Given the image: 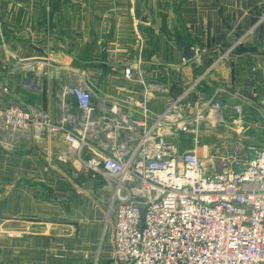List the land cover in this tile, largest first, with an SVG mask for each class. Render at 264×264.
I'll return each instance as SVG.
<instances>
[{"label": "crops", "instance_id": "0c3cea01", "mask_svg": "<svg viewBox=\"0 0 264 264\" xmlns=\"http://www.w3.org/2000/svg\"><path fill=\"white\" fill-rule=\"evenodd\" d=\"M79 86L93 95L89 114L71 92ZM186 92L193 106L182 115L218 128L203 156L264 148V0H0V107L63 128L0 127V264H127L113 260L106 226L112 184L87 162L123 121L149 123ZM117 132L129 149L141 131ZM179 140L193 149L190 136Z\"/></svg>", "mask_w": 264, "mask_h": 264}, {"label": "built area", "instance_id": "2783aa9c", "mask_svg": "<svg viewBox=\"0 0 264 264\" xmlns=\"http://www.w3.org/2000/svg\"><path fill=\"white\" fill-rule=\"evenodd\" d=\"M133 70L125 68L128 80ZM3 91L8 93V87ZM71 92L79 109L89 114L92 93L80 86ZM186 95L149 123L123 121L109 134V149H97L87 162L112 184L106 218V226L113 225L112 258L127 264H263L264 148L249 147L250 156L244 159L218 154L222 170L214 160L205 161L200 152L201 118H185L181 112L193 106L184 103ZM259 106L264 113V95ZM167 124L175 126L172 134L164 131ZM0 127L8 134L30 127L38 134L63 129L47 114L20 105L0 107ZM120 129L141 131L129 149L119 140ZM191 129L193 149L183 151L180 136ZM68 142L81 150L78 136L70 133ZM0 144L5 142L0 139Z\"/></svg>", "mask_w": 264, "mask_h": 264}, {"label": "rangeland", "instance_id": "374dc122", "mask_svg": "<svg viewBox=\"0 0 264 264\" xmlns=\"http://www.w3.org/2000/svg\"><path fill=\"white\" fill-rule=\"evenodd\" d=\"M220 128V127H219ZM218 129L216 126L213 127V126H206V125H200V128H199V141L201 143V141H203L204 139L208 141V143L210 145H214L215 144V141H213V137H215L214 135V131L213 130H216ZM184 136H190L191 139L195 136V133H194V130L191 129L188 133L184 134ZM203 139V140H202ZM216 149V148H215ZM214 153V152H213ZM213 153H210L209 156H203L204 160L205 161H208L210 160L211 157H214L215 159V162H216V167L219 169V170H222L223 169V162L221 161V156L219 155H216V154H213ZM223 164V166H222Z\"/></svg>", "mask_w": 264, "mask_h": 264}, {"label": "water", "instance_id": "95a60500", "mask_svg": "<svg viewBox=\"0 0 264 264\" xmlns=\"http://www.w3.org/2000/svg\"><path fill=\"white\" fill-rule=\"evenodd\" d=\"M184 49V57L191 58L193 55L192 47L190 45H182Z\"/></svg>", "mask_w": 264, "mask_h": 264}]
</instances>
